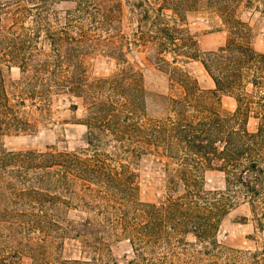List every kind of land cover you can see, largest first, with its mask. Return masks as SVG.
Returning a JSON list of instances; mask_svg holds the SVG:
<instances>
[{
  "label": "trees",
  "instance_id": "1",
  "mask_svg": "<svg viewBox=\"0 0 264 264\" xmlns=\"http://www.w3.org/2000/svg\"><path fill=\"white\" fill-rule=\"evenodd\" d=\"M192 11L218 18L222 46L200 48L184 26ZM245 13L264 18V0H0V140L65 122L63 104L85 109L87 129L74 151L0 149V264H264V245L218 238L243 205L242 220L264 231V54ZM136 52L166 76V93L147 89L128 60ZM96 53L117 71L91 77L85 60ZM192 62L233 112L207 103ZM142 159L164 174L158 203L139 198ZM207 170L223 189H206ZM73 210L84 217L68 218ZM123 239L133 256L121 262L109 243ZM67 246L79 255L64 256Z\"/></svg>",
  "mask_w": 264,
  "mask_h": 264
},
{
  "label": "rangeland",
  "instance_id": "2",
  "mask_svg": "<svg viewBox=\"0 0 264 264\" xmlns=\"http://www.w3.org/2000/svg\"><path fill=\"white\" fill-rule=\"evenodd\" d=\"M125 26L132 33L137 26L136 18L130 12L128 6L124 8ZM245 21L253 28V46L259 53L264 54V18H257V15L245 13L242 15ZM194 35L203 51L215 50L222 46L226 36L224 32L219 31V20L216 16L210 15L204 11L190 12L187 15L184 25ZM131 36V34H130ZM134 57H128V60L136 68L143 69L144 82L151 93H166L168 91V80L165 75L156 71L152 66L145 64L143 54L136 52ZM88 74L91 77L109 76L117 71L114 63L99 53L86 58ZM151 67V68H148ZM187 68L190 70L198 85L207 95V103L221 114L233 112L235 108L234 99L212 94L215 89L214 83L206 73L201 64L197 62L190 63ZM11 80H17L20 77V71L17 67H12L7 71ZM154 108L149 106V110ZM58 116L65 120L56 126H49L36 134H25L18 136H8L0 140V149L10 151H19L26 149L45 150L47 146L56 147L59 150L74 151L84 148V139L86 136V127L83 124L85 118V109L80 107L75 112L68 110V105L63 104L59 108ZM139 174V198L144 202L158 203L162 199L164 187V174L160 168L156 167L151 161L142 159L136 166ZM205 187L209 191H218L223 189V175L216 171L207 170L204 172ZM75 205V203H73ZM84 210L68 213V218L84 217ZM248 208L243 205L233 209L220 227L218 234L219 240L227 246L240 248L244 250H255L264 245V231L258 229L256 222L250 217L249 220H242L244 216H249ZM1 245V243H0ZM112 254L119 261L130 259L133 254L130 243L127 240H113L109 243ZM64 256H78V252H73L71 246H67ZM20 264H32L28 257H21Z\"/></svg>",
  "mask_w": 264,
  "mask_h": 264
}]
</instances>
